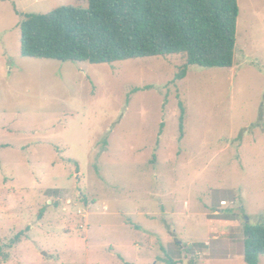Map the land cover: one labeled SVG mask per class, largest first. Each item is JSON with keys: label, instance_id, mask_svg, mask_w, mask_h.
Wrapping results in <instances>:
<instances>
[{"label": "rangeland", "instance_id": "obj_1", "mask_svg": "<svg viewBox=\"0 0 264 264\" xmlns=\"http://www.w3.org/2000/svg\"><path fill=\"white\" fill-rule=\"evenodd\" d=\"M238 4L234 66L179 79L182 56L23 57L14 6L88 0H0V264H246L245 224L264 226V0Z\"/></svg>", "mask_w": 264, "mask_h": 264}, {"label": "trees", "instance_id": "obj_2", "mask_svg": "<svg viewBox=\"0 0 264 264\" xmlns=\"http://www.w3.org/2000/svg\"><path fill=\"white\" fill-rule=\"evenodd\" d=\"M14 7L23 57L111 65L182 56L186 65L179 79L190 66L227 69L235 63L238 0H88L85 8L61 6L47 14ZM244 247L245 263L258 264L264 226L245 224Z\"/></svg>", "mask_w": 264, "mask_h": 264}]
</instances>
